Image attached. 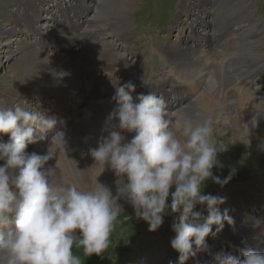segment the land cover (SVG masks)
I'll list each match as a JSON object with an SVG mask.
<instances>
[{
	"label": "clouds",
	"instance_id": "obj_1",
	"mask_svg": "<svg viewBox=\"0 0 264 264\" xmlns=\"http://www.w3.org/2000/svg\"><path fill=\"white\" fill-rule=\"evenodd\" d=\"M135 90L130 82L116 88L115 106L102 129L107 135L89 149L90 168L97 170L94 183L52 179L53 148H66L62 130L49 140L55 117L20 105L0 106V134L9 136L0 140V264H84L74 249L87 258L103 255L124 211L121 199L149 231L166 215L174 216L170 243L179 264L200 253H209L212 264H264V253L251 246L239 248L242 258H237L225 250L212 253L208 244L225 222L235 231L229 210L220 208L227 198L203 191L207 181L224 186L235 174L232 169L221 179L213 173L221 166L218 153L226 149L213 139L212 121L179 119L163 96L134 98ZM41 141H49L46 154L27 151ZM109 170L116 177L115 195L98 180ZM251 226L258 229L256 238L264 237V217L254 218Z\"/></svg>",
	"mask_w": 264,
	"mask_h": 264
},
{
	"label": "bare ground",
	"instance_id": "obj_2",
	"mask_svg": "<svg viewBox=\"0 0 264 264\" xmlns=\"http://www.w3.org/2000/svg\"><path fill=\"white\" fill-rule=\"evenodd\" d=\"M253 2L254 0H247V6L251 7L253 5ZM29 3L33 6L32 2ZM140 4L141 0H99V4L96 7V17L99 22L105 23L104 26L106 27L113 26L114 23L120 24L121 27H126L131 23L130 16L133 15L135 9ZM251 13L252 15L249 19V28H251L252 30L240 34V42L235 51L233 49L227 51L228 53L236 52L231 57L237 62H242L236 66L237 68H241L242 65L247 63L244 67V70L240 69V71L238 72V76L244 71L257 69L261 63H263L264 66V17L260 13L256 12V8H252ZM13 30H17L15 26L7 27L6 24H0L1 32H8ZM124 30L125 29L121 30L117 28L115 32L122 37L124 35V32L122 31ZM18 39L22 40V38L20 37ZM11 42L12 41L4 42L2 45L3 48H6L3 51L6 52L9 56L15 57L16 60L15 63L7 64V69L12 70V72L16 74L20 80H22L23 85L30 84L29 89H36L40 85H46V81L51 83L55 80L62 81L63 83H68L75 79L74 75L76 71L74 67L67 66L66 62L61 58H55L52 55L46 53L42 54L43 51L41 53L29 51V49H27L28 47L26 46L29 44V42L27 41H22L21 44L17 47H13L11 45ZM98 49L100 51L105 50L102 48ZM104 52H106V50ZM96 53L99 54L101 52L96 50ZM99 60L100 58L96 56L95 64H97ZM93 61L94 60L90 56V58L88 59V63H92ZM223 70L224 69L222 67H219L216 75L213 76L209 81V88H211V90L217 88L218 85L224 82L221 79V76L224 73ZM61 73H64V75H60ZM21 86L19 85L18 89H21ZM23 91L26 92L27 88H23ZM216 92L217 91L214 90L212 94L215 98H219V101L212 99H209L207 101L208 92H206L205 94L203 93V99L201 100V97L198 98L196 100V104L192 108H189L183 115V119L192 120L194 122L208 120L210 110L217 106L218 103L222 100ZM2 94L3 93L0 91V106H4L5 103L9 101L8 97H3ZM249 106V109L242 108L241 112L239 113L235 111H231L229 113V118L231 119L232 124L235 126V128L240 126L241 129H245L241 133V135L246 136L252 133V122L256 119V117L259 116L261 118H264V101L262 103L253 101ZM106 118L107 117H100L99 119L100 123H98L97 129L100 133V136L97 139H94V141L92 142V147H97L100 137L102 135H107V132L102 131L105 125ZM218 120L222 121L224 120V118L219 117ZM220 125L221 123L212 121V126L214 129L213 134L221 130ZM260 135L261 137H264V134ZM78 160L79 156L77 154H73V156L69 158L63 150H60L55 151L52 159L48 161V166H51L53 168L54 173L58 175L60 174V176L63 177L61 180H74V177H77L83 182L94 183L97 170L95 168H90L94 163L93 158L90 156V158L88 159H83L81 161ZM75 164H77V166L74 169ZM103 184L110 187L114 195L116 194L115 182L105 181L103 182ZM120 202L123 206L128 204V201H126L125 199H121ZM260 213L261 216L259 218L264 217V204L262 205ZM253 218L256 217L253 216ZM251 223L252 222L246 223L245 226L247 227V230H245V233L258 231V229L252 228ZM213 231H215V229ZM225 231L226 226L220 234L224 233ZM143 264L163 263H161L157 257L149 253L148 260H146L145 263L143 262Z\"/></svg>",
	"mask_w": 264,
	"mask_h": 264
},
{
	"label": "rangeland",
	"instance_id": "obj_3",
	"mask_svg": "<svg viewBox=\"0 0 264 264\" xmlns=\"http://www.w3.org/2000/svg\"><path fill=\"white\" fill-rule=\"evenodd\" d=\"M70 1H72L74 4L70 5L68 8L66 6H64V8H65V10H68L70 12H75L77 14L82 15V18H81L82 21L77 25V28H79L80 31L84 32V36H86L87 34L89 35L88 30H93V28L98 29L100 27V25H98V24H95V23L92 24L93 22H91L90 13L88 14L86 9L83 6L84 0H70ZM142 1L143 0H141V3H142ZM259 1L260 0H257V3H259ZM29 2H32L33 6L30 5ZM94 5H95V2L93 4V6ZM16 8H19L18 12L16 11ZM64 8H63V10H59L55 4V0H28V1L27 0H0V24H6L7 27L15 26L17 29V30L8 31V32H1L0 31V91L3 93L2 94L3 97H8V100H9L8 102L5 103V105L12 102L16 95L22 94V92H24L23 88H27V90H28L30 87V84L23 85L22 80H20L18 78V76L12 72V70L7 69V64L15 63L16 60H15V57L9 56L6 52L3 51L4 49H6V48H3V46H2L3 43L8 42V41L9 42L12 41L11 45L13 47L19 46L22 41H27L24 38V32L30 33L31 35H33L32 29L34 31H38L37 24H40L41 26H48L51 29H55L56 33H59L63 22H62V24L54 23V22H52V17H53V20L58 21L59 17L61 16L60 13H62V12L65 14V17H66V12L64 11ZM50 9H51V11H50ZM136 9H135V12H136ZM52 11L55 13V15L52 14ZM261 11H263V12H261ZM19 12L22 14L21 20H18ZM135 12L133 13V15L135 14ZM256 12L260 13L264 17V9L259 10L256 7ZM65 17H64V19H65ZM22 21L30 23L27 25V27L29 28V31H23V27L21 25ZM31 22L32 23L34 22V23L32 24ZM19 37L22 38V40H19L18 39ZM43 44H44V41H41L40 39H38L37 42L29 43L28 44L29 46L28 45H26V46L28 47L27 49H29V51L41 53L43 51L42 50ZM78 49L81 50L80 47H78ZM179 52L180 51H177V53H179ZM206 68L208 70H210V66L207 64H206ZM223 84H225V80H224ZM19 85L20 86L22 85L21 89H18ZM45 86L46 85H40L38 88L43 89ZM242 138H245V135H243ZM233 153L234 152H232V154ZM233 158L240 159L241 157L234 156ZM218 159H220L221 164H227V162H228V159L225 158L224 156H220V158L218 157ZM256 164L257 163H254V165L252 166L255 170L258 169L255 166ZM229 166H231L233 168V165L231 163H229ZM226 170H227V167L224 165H221V166L215 167L213 169V173H214V175L219 176L221 179H224L225 177H227L229 175V173ZM262 174H263V171H253L252 173H250V175L253 176V178L257 181L258 180L261 181V179H263ZM76 178L77 177H74V179H76ZM233 181H234V177H233ZM206 184H210L211 186H217L220 191L222 190L221 187H223L220 184L216 185V183L213 182L212 180L207 181ZM237 188L242 189V187L239 184L237 185ZM230 190H231V188L228 187L227 193H229ZM214 195H216V194H214ZM263 195L264 194H260L259 196L252 199L250 202V205L255 204L256 199L262 198ZM221 196L228 197L229 198L228 204L231 207L234 206V203H233L234 197L233 198L229 197L225 191L222 192ZM235 199H237L239 202L242 200V198L240 197V195L238 193L236 194ZM120 204H121V202H120ZM121 206H122L124 211L117 218L116 229L112 234L110 246L105 251V253L101 256L92 255L91 257L87 258V257H83L82 251L80 249H74L75 254L81 255L82 259L84 260V264H102L106 260V258L108 257L110 247L113 244L114 240L116 239V237L120 236V232H119L120 227H124L125 234L121 237L122 238L121 242L123 244H124V242H128L129 240L134 239L135 245H136L135 248H136V247H139L141 241H143V243H144V246H145L144 249L142 250V248H141L139 250V252L142 251L141 263H143V256L145 255L148 259V255H149L148 252L151 251L150 253L153 256L157 257L161 263L170 264L169 262H166L164 260V256L169 255L170 250L166 249L164 247H160L157 249H155V248L159 244H168L169 246H171V243H170L171 239L174 238L176 235V233L173 231V227H172L174 220L172 218H170V219L167 218L168 220L166 222H164V225L161 228H158L161 230H165V232L161 237H158L157 233H156L157 230L154 232L149 231V226H148L147 222L141 221L140 219L138 220L135 217L134 210H133V208L129 202L125 206H123L122 204H121ZM168 225H170L171 231L168 230L169 229ZM238 230L239 229H237V230L235 229V231H233L231 233L232 238L227 239L230 242H224L223 244L220 245V248H224V247H226V248L235 247L236 248V247H238L237 244H240V242L243 239H237L238 237H235V236L249 234V233H245V231H243V230H239V231ZM139 252H137L135 254L134 261L139 259V257H140ZM115 257L116 256L114 255L113 259H115ZM188 263L189 264L192 263L191 260H188ZM193 264H198V263H193Z\"/></svg>",
	"mask_w": 264,
	"mask_h": 264
}]
</instances>
